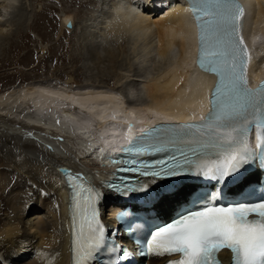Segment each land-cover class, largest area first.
<instances>
[{"label":"bare ground","instance_id":"bare-ground-1","mask_svg":"<svg viewBox=\"0 0 264 264\" xmlns=\"http://www.w3.org/2000/svg\"><path fill=\"white\" fill-rule=\"evenodd\" d=\"M241 1L245 8L243 35L251 56L248 72L254 86L264 78V0ZM19 2L0 0L2 52L3 44L11 37L20 48L25 38L22 34L31 23ZM72 3L85 5L80 0ZM96 7L98 15L89 16L85 22L86 18L75 21L68 30L64 25L72 17L67 14L60 19L64 28L58 29L55 18L49 14L42 18L47 36L50 37L51 29L60 36L56 57L61 65L72 64L73 71L67 77L32 80L19 72L29 82L0 92L2 264H71L68 190L60 167L90 176L101 191V210L107 223L106 212L121 206L103 185L100 175L94 173L103 161L109 163L98 150L110 151L115 143L130 138L136 128L143 127L142 120L148 117L145 111L153 112L147 124L154 125L164 121L189 122L196 119L197 111L203 113L208 108L214 78L196 63V26L185 0H98ZM14 10L17 18L9 21L7 17ZM103 20L107 28H98ZM6 26L12 30L9 36L5 35ZM20 27L24 33H19ZM80 36L86 41L84 48ZM153 51L160 64L156 73L147 77L145 72L133 73L132 56L144 53L147 57ZM85 52L95 65L107 57L114 70L108 71L111 77L103 75L98 83L85 82L81 71ZM130 76L145 78L140 98H126L129 84L124 82ZM127 106L131 110L126 111ZM130 122L133 129L128 127ZM170 186L163 181L149 185V193L182 191L157 205L165 218L186 193V184L168 190ZM163 261L153 257L149 264Z\"/></svg>","mask_w":264,"mask_h":264},{"label":"snow or ice","instance_id":"snow-or-ice-1","mask_svg":"<svg viewBox=\"0 0 264 264\" xmlns=\"http://www.w3.org/2000/svg\"><path fill=\"white\" fill-rule=\"evenodd\" d=\"M190 6L198 27V63L201 69L218 78L213 109L202 125L145 130L144 136L132 142L131 147L125 149L131 159L118 158L114 162L143 166V170L141 167H127L120 171L140 172L152 179L136 187L123 180L108 186L122 196H127L129 191L148 194L149 185L155 184L156 178L181 177L192 170V165L198 175L217 182L240 174L253 163L264 170V83L256 89L249 86L251 56L242 32L244 8L237 0H192ZM165 131L175 133L173 142L179 140L199 145L191 148L192 157L180 151L188 168L171 165L166 160L145 162L137 159L149 152L147 141L159 138L158 134ZM253 133L258 151L249 146ZM206 134L208 140L202 142L200 137ZM207 149L214 150V154L222 159L206 161ZM176 159L175 155L171 156V160ZM156 166H160L158 171ZM65 176L70 181L81 178L80 174L73 176L70 172ZM181 194L180 189L164 194L157 192L156 200L163 203ZM216 198V194L198 197L196 208L181 213L169 224L156 227L144 242L142 254H178L179 258L171 260L170 264H221L219 253L227 249L232 256L231 264H264V200L220 206L215 203ZM97 211H93V220ZM116 251L114 247L113 252ZM124 251L120 250L121 255Z\"/></svg>","mask_w":264,"mask_h":264},{"label":"rangeland","instance_id":"rangeland-1","mask_svg":"<svg viewBox=\"0 0 264 264\" xmlns=\"http://www.w3.org/2000/svg\"><path fill=\"white\" fill-rule=\"evenodd\" d=\"M80 1L85 2V5L84 6H80L78 4L74 5V3H72V0H60V1L59 0H20L19 3L23 5L22 7L25 8L27 12L25 13L27 16V20L30 17L28 21L31 23L26 32L21 30L22 29L21 27L19 29L20 34L21 32L22 33L25 32V34H22V37L25 38L23 45H21L20 48H17L15 46L16 39H14L13 37L7 40L2 46L4 51L3 52L2 50L0 51V62H2V64H0V92L10 87H18L20 85H23L24 83L29 82L26 81L25 79H22L21 78L22 76L18 75L19 72L26 73L28 76L31 77L32 80H39L44 78L56 79V77H61L64 79L65 77H67V74H69V72L73 71L71 68L72 64L70 62L67 61L68 64L66 63V65H61L60 61L58 60V57H56V54L59 51L58 41L60 36L56 35L57 30L52 31L51 29L49 30L50 37H48L47 30H45L44 29L45 26H43L45 22L42 20V18H44V16H47L49 14L51 17H53V19L54 18L56 19L55 26L57 27V29L59 28L58 26H61L62 28H64L65 26V28L68 30L69 21H71L70 22L71 24L74 23L75 21H79L81 19L86 18L85 20H83L85 22L87 19H89V16L91 17L92 15L93 17V15H95L97 11L96 9L98 7L95 8V5L98 0H94L93 3H91L92 1L90 2V0H80ZM78 11H80V14ZM12 13H14V16H11ZM12 13L10 12L9 18L7 17L9 21L13 20V18L16 16L15 10L12 11ZM66 14L72 17V19L68 20L63 26L62 22H60V19L61 16H64ZM96 15L98 14L96 13ZM5 24H9V23H5ZM9 27L10 26L8 27L6 26V29L8 31H6L5 35L7 36H9L10 33L12 32L11 27L10 29ZM98 28L101 29L107 28V23L104 20L103 22L101 21L98 24ZM81 37L82 36H80V44H83V42L84 44H86L84 38ZM84 44L82 45L83 48H84ZM0 46H1V42H0ZM155 52L153 51V53H151L152 55L151 54L148 55L150 59L148 56L147 57L144 56L145 55L144 53H143L144 55L143 54L139 55L135 53L134 56H132V60L135 68L133 70L134 71L133 73L136 74L139 73L141 75L144 74L145 72V75L147 74L146 77L153 76L160 65L155 60L156 58H158L156 56L157 53ZM102 53H103L102 56H106L104 52ZM84 56H85V60L84 63H82L81 65L82 67L81 71H83V77L85 82L98 83L100 77H102L103 75L110 76L111 74H109L108 71L109 72L111 70L114 71L107 57L103 62L101 61L102 63L95 65L88 58L89 56L88 53L85 52ZM147 69L149 70V72ZM7 74L10 75L9 78H5L4 76ZM112 74L114 75V72ZM142 82H145V78L143 77L141 78L139 76H130L128 79H125L124 85L129 84L127 87V91L128 93H130L129 97L130 95L133 98L134 97L140 98L141 96H143L144 94L143 84L145 83Z\"/></svg>","mask_w":264,"mask_h":264},{"label":"water","instance_id":"water-1","mask_svg":"<svg viewBox=\"0 0 264 264\" xmlns=\"http://www.w3.org/2000/svg\"><path fill=\"white\" fill-rule=\"evenodd\" d=\"M71 26V24L70 23H68V27H70ZM69 170L68 169H66V168H60V172L62 173V174H65L66 172H68Z\"/></svg>","mask_w":264,"mask_h":264}]
</instances>
